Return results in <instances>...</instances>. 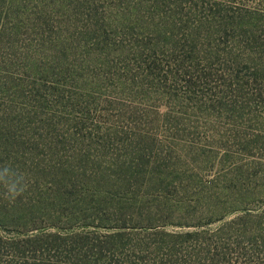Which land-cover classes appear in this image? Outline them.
<instances>
[{
  "label": "rangeland",
  "instance_id": "374dc122",
  "mask_svg": "<svg viewBox=\"0 0 264 264\" xmlns=\"http://www.w3.org/2000/svg\"><path fill=\"white\" fill-rule=\"evenodd\" d=\"M0 264H264V0H0Z\"/></svg>",
  "mask_w": 264,
  "mask_h": 264
}]
</instances>
